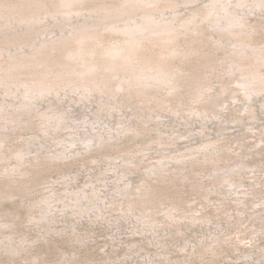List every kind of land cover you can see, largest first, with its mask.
Listing matches in <instances>:
<instances>
[{
	"label": "rangeland",
	"instance_id": "rangeland-1",
	"mask_svg": "<svg viewBox=\"0 0 264 264\" xmlns=\"http://www.w3.org/2000/svg\"><path fill=\"white\" fill-rule=\"evenodd\" d=\"M259 73L264 0H0V264H264Z\"/></svg>",
	"mask_w": 264,
	"mask_h": 264
},
{
	"label": "bare ground",
	"instance_id": "bare-ground-1",
	"mask_svg": "<svg viewBox=\"0 0 264 264\" xmlns=\"http://www.w3.org/2000/svg\"><path fill=\"white\" fill-rule=\"evenodd\" d=\"M65 5L72 6L76 3H79L80 1L83 2V0H62ZM132 0H127V3ZM26 2V1H25ZM22 5V4H21ZM27 6L35 8H46L47 7V0H27ZM6 9V8H5ZM100 10H107L111 11V7H108V5L103 6H97L94 11L98 12ZM24 11V10H23ZM121 11V10H120ZM123 12V11H121ZM136 27H141V25L136 24ZM114 30H122L120 26H113ZM169 29V28H168ZM124 30V29H123ZM131 32L133 31V28L130 29ZM101 29L97 28V26L93 24H83L78 27L77 33L73 35V37H64L62 39L58 40H49L45 41L36 49V52L33 54V56L36 59L41 60H54L55 53L54 51L59 50L61 52V56L63 57H69V58H78L86 56H95L98 53V50L96 48V43L99 41L100 38ZM135 40V39H134ZM101 42V41H100ZM99 42V43H100ZM98 44V43H97ZM137 44V43H136ZM99 46V45H98ZM132 41H128L127 44H121L116 45L114 47H111L108 50L109 55L111 56H121L123 58L130 59L132 61L139 60L138 64L141 66L143 70H149V69H159L160 72L166 73L168 76H173L178 73V71L173 70V68L170 66V64L167 62V59H153L152 57L141 60L134 51H132ZM101 52V51H100ZM175 54H187L188 52L186 50L176 49ZM172 53V52H171ZM101 55V54H100ZM102 56V55H101ZM104 56V55H103ZM98 57V56H97ZM96 59V58H95ZM115 66V65H114ZM238 67L245 70L246 66L242 63H238ZM248 67V66H247ZM245 68V69H244ZM253 73L251 77L255 74ZM264 81V76L259 73V75L254 76L253 80H244L243 84L247 85L251 90L258 91L262 89L261 87H254L252 85H256L260 82ZM51 80H44L39 81V84H41L44 87H47L51 84ZM40 85V86H41Z\"/></svg>",
	"mask_w": 264,
	"mask_h": 264
}]
</instances>
